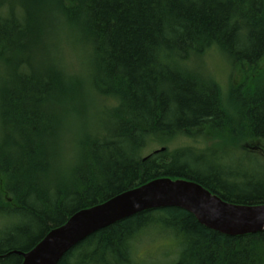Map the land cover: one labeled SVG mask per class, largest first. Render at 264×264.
Returning <instances> with one entry per match:
<instances>
[{
    "label": "trees",
    "instance_id": "1",
    "mask_svg": "<svg viewBox=\"0 0 264 264\" xmlns=\"http://www.w3.org/2000/svg\"><path fill=\"white\" fill-rule=\"evenodd\" d=\"M66 31L91 60L90 86L116 103L81 128L73 159L68 125L83 124L88 94L56 64ZM213 49L242 76L226 94L199 66ZM0 127V264H22L20 253L78 211L155 179L264 205V0H0ZM178 137L251 155L255 174L193 170L184 157L211 149L170 151ZM151 144L168 148L143 157ZM150 230L174 243L170 264H264V231L225 236L179 208L106 227L58 264H147L136 244Z\"/></svg>",
    "mask_w": 264,
    "mask_h": 264
},
{
    "label": "water",
    "instance_id": "2",
    "mask_svg": "<svg viewBox=\"0 0 264 264\" xmlns=\"http://www.w3.org/2000/svg\"><path fill=\"white\" fill-rule=\"evenodd\" d=\"M165 150L161 148L155 154ZM165 208L189 212L202 226L229 237L264 231V205L228 203L194 181L162 178L78 211L32 250L20 253L22 264H58L72 248L96 232L141 212Z\"/></svg>",
    "mask_w": 264,
    "mask_h": 264
},
{
    "label": "rangeland",
    "instance_id": "3",
    "mask_svg": "<svg viewBox=\"0 0 264 264\" xmlns=\"http://www.w3.org/2000/svg\"><path fill=\"white\" fill-rule=\"evenodd\" d=\"M74 37L75 35L68 31L63 35H60L59 47L56 52V64L62 68L68 76L80 79L85 85L88 94L81 114L84 115L82 120L83 124L81 125L79 123L74 126L73 122H71L68 125L71 130L67 137L65 149L67 148L66 153L69 159L76 158L77 156V149L73 148V145L75 142H78V138L80 139L81 128L83 129L85 126L91 127V125H94V120L98 121L100 114L103 116V111L113 108L116 104L115 101L111 99L100 97V95L96 94V91L90 86L89 78L92 72L90 66L91 60L89 59L87 52L78 51L80 47L78 44L75 45V42L77 41ZM199 64L203 73L208 74L209 77L221 86L224 94L230 89L231 83L239 84L242 79L241 73L234 70L226 57L214 49L206 54L202 61H199ZM100 126L102 127V124H100ZM90 130L93 129L91 128ZM241 145L245 152L259 154V151H256L258 145L249 143ZM168 146L170 151L186 147H192L204 151L206 149H211L209 152L190 153L188 156L184 157L187 165H191L190 168L193 170L196 169L193 166L197 165L199 168H210L226 176H252V174H255L254 162L251 155L244 156L242 151L223 145L218 141H206L202 137L195 139L178 137ZM168 146L151 144L143 150L142 156H149L161 148H168ZM259 155L264 159L263 152ZM141 237H139V241L136 244V246H138L136 248V256L139 261H144L147 264H170V262L176 258V255H173V250L175 249L174 243L168 238L169 235L166 233L150 230Z\"/></svg>",
    "mask_w": 264,
    "mask_h": 264
},
{
    "label": "bare ground",
    "instance_id": "4",
    "mask_svg": "<svg viewBox=\"0 0 264 264\" xmlns=\"http://www.w3.org/2000/svg\"><path fill=\"white\" fill-rule=\"evenodd\" d=\"M157 151H158V150H157ZM155 152H156V151H155ZM155 152H154V153H155ZM154 153H153V154H154ZM147 157H148V156H147ZM160 179H162V178H160ZM169 179H171V178H169ZM155 180H156V179H155ZM172 180H173V179H172ZM196 183H198V182H196ZM198 184H200V183H198ZM144 185H145V184H144ZM200 185H201V184H200ZM130 190H133V189H130ZM130 190H128V191H130ZM121 194H122V193H121ZM119 195H120V194H119ZM116 196H118V195H116ZM114 197H115V196H114ZM112 198H113V197H112ZM71 217H72V216H71ZM71 217H70V218H71ZM70 218H69V219H70ZM69 219H68V220H69ZM68 220H67V221H68ZM59 227H60V226H59Z\"/></svg>",
    "mask_w": 264,
    "mask_h": 264
}]
</instances>
